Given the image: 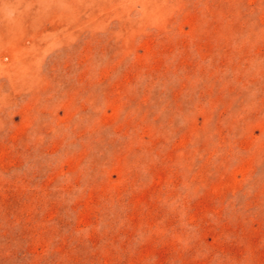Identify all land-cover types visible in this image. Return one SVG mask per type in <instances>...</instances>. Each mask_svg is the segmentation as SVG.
<instances>
[{
	"label": "rangeland",
	"instance_id": "rangeland-1",
	"mask_svg": "<svg viewBox=\"0 0 264 264\" xmlns=\"http://www.w3.org/2000/svg\"><path fill=\"white\" fill-rule=\"evenodd\" d=\"M0 264H264V0H0Z\"/></svg>",
	"mask_w": 264,
	"mask_h": 264
}]
</instances>
